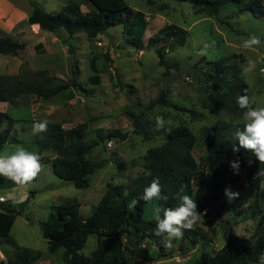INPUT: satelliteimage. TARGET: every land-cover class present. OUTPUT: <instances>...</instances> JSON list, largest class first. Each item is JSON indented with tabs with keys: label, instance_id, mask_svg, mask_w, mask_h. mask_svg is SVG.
Instances as JSON below:
<instances>
[{
	"label": "rangeland",
	"instance_id": "374dc122",
	"mask_svg": "<svg viewBox=\"0 0 264 264\" xmlns=\"http://www.w3.org/2000/svg\"><path fill=\"white\" fill-rule=\"evenodd\" d=\"M36 1L43 5L46 12L53 14L58 13L59 5L63 4L62 0ZM261 1L264 5V0ZM125 2L131 9L142 12L147 18V26L139 47L128 44L122 25H115L94 39H88L81 34L78 39L69 40L67 46H73L71 52L66 49L69 58L63 52L62 44L51 53L50 37H47V54L39 50L33 56L27 49L22 56L36 68L34 70L29 68L27 61L15 70L16 60L0 54V75L46 72L47 77L55 78L54 84H59L69 81L74 66H77L78 83L92 92L86 96L70 90L45 102L23 96L15 105L5 104L3 107L0 103V112H5L14 120L11 134L19 142L7 143L0 155L13 154L20 146L39 154L36 141L45 131L34 133L33 124L42 121L59 124L63 129L86 123V142L93 140L99 130L107 134L116 129L126 134L123 141L109 139L92 151L93 157L106 159L107 162L103 169L92 175L88 189H76L70 183L59 179L53 173L54 154L50 151L39 154L44 169L31 183L20 186L0 176V197L4 198L0 202V210L7 205L23 210L22 215L16 217L8 238H0V264H7V260L14 253V245L38 252L40 257L35 264H63V249L49 253L40 229L41 222L52 208L76 201L80 205L81 216L87 217L103 196L107 184L127 185L146 173V151L160 145L161 136L144 141L133 134L129 114L137 119L142 118V122H146L152 130L170 126L188 127L197 138V144L192 151L197 162L203 153L199 139L203 127L223 122H247L244 118L246 110L237 115L224 112L212 115L203 109L205 91L212 88L207 80L209 66L201 62V58L211 61L221 56H234L229 64H235L237 72L247 84L249 98L255 101L253 107H264V16L254 18L249 12H240L233 7L221 10L217 17L208 16L198 14L195 5L184 0ZM89 9L88 4L82 7L83 11ZM169 25L183 32L182 46L175 45L174 37L168 41L161 39V30ZM59 32L64 31L61 29ZM253 34L260 38L261 44L251 49L244 48V41ZM160 47L163 49L165 62L177 64V68L165 70V67L158 65L155 48ZM91 60L94 62L93 66L90 65ZM249 61L255 62L254 68H250ZM94 75L99 77L96 85H92L89 80ZM114 75L120 83H116ZM195 112L199 114L198 117L194 115ZM157 116H162L165 120L160 128L156 123ZM245 183L244 175L240 174L237 185L230 189L238 192L240 196L239 185ZM239 196L229 201L224 192L216 202L219 213L212 209L215 206L213 204L211 208L200 210V203L209 198V191L205 181L194 184L192 198L196 201L200 220L193 228L202 230L205 237L188 245L183 242L173 244L171 240L173 258L159 260H155V246L144 242V249L135 254L130 264H195L201 251L214 253L219 250L226 242L229 231L236 238L252 237L264 213V198L259 195L256 201L252 200L233 211L232 207L237 206ZM150 209V205L146 206V219L152 217ZM252 210L259 214L250 215ZM165 236L166 234L163 235L164 239ZM96 248V237L91 235L81 253L91 256Z\"/></svg>",
	"mask_w": 264,
	"mask_h": 264
},
{
	"label": "trees",
	"instance_id": "16d2710c",
	"mask_svg": "<svg viewBox=\"0 0 264 264\" xmlns=\"http://www.w3.org/2000/svg\"><path fill=\"white\" fill-rule=\"evenodd\" d=\"M195 5L198 14L217 17L221 10L227 7L237 8L238 11L249 12L254 18L264 16V5L261 0H184ZM88 3L91 9L85 13L80 11V5ZM31 13L27 23L37 24L39 29L55 32L59 29L67 33V38L82 33L88 39H94L115 25H122L126 42L133 47H139L141 37L146 28V17L142 12L134 11L125 0H72L63 6L58 13H48L41 4L29 0ZM162 40L173 38L175 45L182 46L183 32L172 25L161 30ZM159 40V39H158ZM71 46L67 51L71 52ZM24 50V45L10 38H0V54L17 56ZM158 65L177 68V64H169L164 60L162 47L155 48ZM234 56H221L216 60L201 58L209 73L207 80L211 90H206L202 104L203 109L212 115L224 112L237 115L245 111L239 108L237 97L249 96V88L237 72L235 64H229ZM93 60L90 65L93 66ZM78 67L74 66L72 78L64 83L54 84L55 78L47 77L46 72H34L15 75H0V102L15 105L18 99L29 96L40 101L64 95L73 90L86 96L92 92L83 88L77 81ZM116 83H120L114 75ZM92 85L99 83L97 75L90 79ZM196 117L198 113H194ZM132 119L133 134L144 141L161 136L160 145L149 148L144 156L146 173L138 176L129 184H107L106 190L90 215L80 214V205L76 201L52 208L46 219L41 222L42 237L47 244L49 253L63 249V264H130L136 253H139L144 242L155 246V260L173 258L172 244L156 235L157 221L154 219L155 208L163 210L175 208L181 203L180 195L192 197L194 184L205 181L209 198L200 203V210L211 208L217 211L216 202L221 198L226 188L237 185L238 177L243 174L245 185H239L240 196L237 207H242L256 201L259 195L264 198V163L258 162L252 152L240 148L233 152V146H238L234 139L235 132L244 128L245 123L223 122L208 125L200 131V145L203 153L197 162L192 154L197 144V138L186 126H170L161 130H152L142 122V118L129 114ZM12 120L5 112H0V152L7 144H17L12 136ZM86 123L78 124L70 129H63L55 123L47 124V131L36 141L39 154L50 151L53 173L61 180L70 183L76 189H88L92 175L103 169L107 160L92 156V151L109 139L123 141L126 134L113 130L107 134L96 131L93 140H84ZM239 161L238 173L230 167V162ZM159 178L162 197L145 201L144 189L150 186L153 179ZM183 188V192L181 189ZM179 194V195H178ZM150 205L151 218H145L146 206ZM253 208V205L250 204ZM23 210L12 208L10 205L0 210V238H8L12 225ZM259 212L251 211L252 216ZM251 216V217H252ZM94 235L97 248L91 256H85L81 250L89 236ZM205 233L199 228L183 230V237L172 239L184 244H195ZM188 242V243H186ZM14 253L7 264H35L40 255L28 249L14 245ZM264 256V213L256 226L252 237L236 238L230 231L224 245L214 253L201 251L195 264H261Z\"/></svg>",
	"mask_w": 264,
	"mask_h": 264
},
{
	"label": "clouds",
	"instance_id": "9594fccd",
	"mask_svg": "<svg viewBox=\"0 0 264 264\" xmlns=\"http://www.w3.org/2000/svg\"><path fill=\"white\" fill-rule=\"evenodd\" d=\"M261 40L256 35H251L243 43L244 48L251 49L259 46ZM250 68L255 67L254 61H249ZM254 100L248 95L237 97L239 108L245 109L244 118L247 121L242 130H237L234 139L238 142V146H233V152H239L240 148L250 151L258 162L264 163V107H253ZM158 128L165 124L162 116L156 117ZM47 121L33 124V132L47 131ZM230 167L237 173L239 170V161L230 162ZM44 165L41 163V157L36 152L26 150L20 146L10 155H0V176L6 177L16 185H27L34 181L38 174L42 172ZM183 192V188L181 189ZM179 195V194H178ZM225 196L229 201L239 196L238 192L231 191L230 188L225 189ZM0 197V202H3ZM143 199L145 201H153L158 199H167L162 197L159 178L153 179L150 186L144 189ZM181 203L175 208H166L163 210V218H161V209L155 208L153 211L154 219L157 221L156 235H165V239L171 246L172 239H180L183 237V230H190L200 220V212L197 211L196 201L188 195H180ZM261 264H264V256L260 258Z\"/></svg>",
	"mask_w": 264,
	"mask_h": 264
},
{
	"label": "crops",
	"instance_id": "0c3cea01",
	"mask_svg": "<svg viewBox=\"0 0 264 264\" xmlns=\"http://www.w3.org/2000/svg\"><path fill=\"white\" fill-rule=\"evenodd\" d=\"M33 1L40 4L36 0ZM71 1L72 0H62L63 4L59 5L60 6L59 8L61 9L63 6H65L67 3ZM87 4L88 3L83 2L80 5L81 12L85 13L91 9L90 7L89 10L86 11L82 10V7L84 6L86 7ZM31 9L32 8L29 4V0H0V38H10L13 41H16L17 43L24 45V50L21 52L19 57L18 55L10 56L16 60L15 70L19 69L22 66V64L27 61L26 58L24 57L22 58V56L25 54V51L27 49L32 52L33 56L37 55L36 52L39 50L45 54L48 53V45L46 42L47 37H50L49 44L51 45V53L55 52V48L57 50V47L60 44H62L63 52L67 55L66 49H67L68 41L69 40L74 41L75 39H78L82 34V33L75 34L72 36L71 39L67 38V33L64 30H63L64 32H59L61 29L52 32L51 34H48L47 32L40 30L37 24L30 25L27 23V19L31 13ZM67 56L69 58V55ZM27 63L30 69L33 70L36 69L33 65H30L31 64L30 62L27 61ZM10 71L14 72L12 70ZM5 104L7 103H2L1 105L5 107ZM0 256H2V254H0Z\"/></svg>",
	"mask_w": 264,
	"mask_h": 264
},
{
	"label": "built area",
	"instance_id": "2783aa9c",
	"mask_svg": "<svg viewBox=\"0 0 264 264\" xmlns=\"http://www.w3.org/2000/svg\"><path fill=\"white\" fill-rule=\"evenodd\" d=\"M146 21H147V18H146Z\"/></svg>",
	"mask_w": 264,
	"mask_h": 264
}]
</instances>
